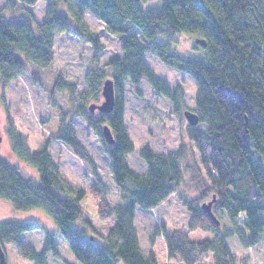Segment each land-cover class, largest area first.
<instances>
[{"label": "clouds", "instance_id": "9594fccd", "mask_svg": "<svg viewBox=\"0 0 264 264\" xmlns=\"http://www.w3.org/2000/svg\"><path fill=\"white\" fill-rule=\"evenodd\" d=\"M0 201V264H264V0H0Z\"/></svg>", "mask_w": 264, "mask_h": 264}, {"label": "trees", "instance_id": "16d2710c", "mask_svg": "<svg viewBox=\"0 0 264 264\" xmlns=\"http://www.w3.org/2000/svg\"><path fill=\"white\" fill-rule=\"evenodd\" d=\"M199 7L201 8V10H203V5L202 4L199 5ZM208 11L210 12L211 9H208ZM11 23L17 24V23H20V22L19 21H12ZM209 26L212 27L213 29H215V21H210L209 22ZM37 209H42V210H44L46 212V210L43 209V208H37ZM30 224H31V222H29L28 224L20 225V227H22V228H28V227H30Z\"/></svg>", "mask_w": 264, "mask_h": 264}, {"label": "rangeland", "instance_id": "374dc122", "mask_svg": "<svg viewBox=\"0 0 264 264\" xmlns=\"http://www.w3.org/2000/svg\"><path fill=\"white\" fill-rule=\"evenodd\" d=\"M4 205L3 201H0V208H2ZM35 211H37L39 214H46V212L42 209H35Z\"/></svg>", "mask_w": 264, "mask_h": 264}]
</instances>
